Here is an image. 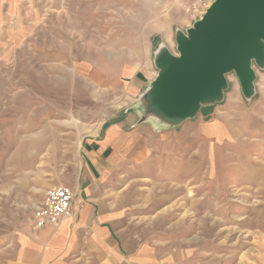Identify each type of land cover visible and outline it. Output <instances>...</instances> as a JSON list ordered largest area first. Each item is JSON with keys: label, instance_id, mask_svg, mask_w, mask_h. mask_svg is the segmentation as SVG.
<instances>
[{"label": "rangeland", "instance_id": "374dc122", "mask_svg": "<svg viewBox=\"0 0 264 264\" xmlns=\"http://www.w3.org/2000/svg\"><path fill=\"white\" fill-rule=\"evenodd\" d=\"M215 1L11 0L20 13L0 59V264H15L47 191L78 178L83 139L124 111L141 140L103 191L125 253L107 264H264V68L252 60L250 97L232 70L221 100L175 124L144 101L161 52L178 56V35ZM148 69L139 98L125 72ZM74 257L104 264L94 251Z\"/></svg>", "mask_w": 264, "mask_h": 264}, {"label": "crops", "instance_id": "0c3cea01", "mask_svg": "<svg viewBox=\"0 0 264 264\" xmlns=\"http://www.w3.org/2000/svg\"><path fill=\"white\" fill-rule=\"evenodd\" d=\"M19 13L12 10L11 0H0V59L13 44L10 29L14 23L12 20L15 21ZM158 39L154 37L151 41L153 54L161 46L162 41ZM125 77L130 90L142 97L149 86V69L127 71ZM135 123L132 112L124 111L83 139L78 178L69 184L56 185L75 191L73 216L57 226H34V229L20 232L15 264H75V254H82L84 260H90L93 251L104 264L115 259L120 261L125 256V253L119 252L120 240L116 234L118 213L109 209L103 191L115 164L140 146V132L132 130ZM160 125L162 127V123ZM156 129V119L151 120V141L156 136ZM23 155L18 159L11 156L10 160L22 162Z\"/></svg>", "mask_w": 264, "mask_h": 264}, {"label": "water", "instance_id": "95a60500", "mask_svg": "<svg viewBox=\"0 0 264 264\" xmlns=\"http://www.w3.org/2000/svg\"><path fill=\"white\" fill-rule=\"evenodd\" d=\"M178 44V56L166 49L159 55L158 77L144 96L147 114L172 124L221 100L232 70L245 96L253 95L252 60L264 68V0H216Z\"/></svg>", "mask_w": 264, "mask_h": 264}, {"label": "built area", "instance_id": "2783aa9c", "mask_svg": "<svg viewBox=\"0 0 264 264\" xmlns=\"http://www.w3.org/2000/svg\"><path fill=\"white\" fill-rule=\"evenodd\" d=\"M75 195V191L67 186L60 185L50 188L44 200L34 209V226L36 228H44L48 225L57 226L63 220L72 217Z\"/></svg>", "mask_w": 264, "mask_h": 264}]
</instances>
